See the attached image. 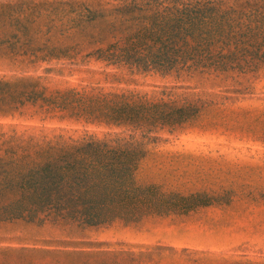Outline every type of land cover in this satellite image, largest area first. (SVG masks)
<instances>
[{
    "label": "rangeland",
    "instance_id": "obj_1",
    "mask_svg": "<svg viewBox=\"0 0 264 264\" xmlns=\"http://www.w3.org/2000/svg\"><path fill=\"white\" fill-rule=\"evenodd\" d=\"M166 1L0 0V202L21 199L22 166L89 140L135 150L137 189L133 213L95 225L1 215L0 264H264V61L157 70L97 51L130 48ZM113 96L187 118L146 127L83 109Z\"/></svg>",
    "mask_w": 264,
    "mask_h": 264
},
{
    "label": "trees",
    "instance_id": "obj_2",
    "mask_svg": "<svg viewBox=\"0 0 264 264\" xmlns=\"http://www.w3.org/2000/svg\"><path fill=\"white\" fill-rule=\"evenodd\" d=\"M166 3L157 4L158 8L130 40V48L98 49L100 55L104 53L101 57L157 70L185 71L246 69L264 61V0ZM125 99L139 100L113 96L105 105L85 104L83 109L113 123L124 124L130 119L146 127L187 118L180 109L146 111L142 104ZM134 152L128 147L89 140L61 149L56 155L42 153L41 160L28 162L26 169L21 167V199L1 201L0 216L43 211L95 225L131 214L135 210L127 205L135 202L132 199L137 189L127 182L130 177L126 173L135 168L130 162ZM10 163L0 156V173L10 175Z\"/></svg>",
    "mask_w": 264,
    "mask_h": 264
}]
</instances>
